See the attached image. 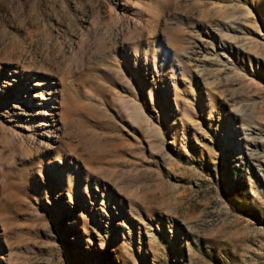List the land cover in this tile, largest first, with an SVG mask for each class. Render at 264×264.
I'll return each mask as SVG.
<instances>
[{"label":"rangeland","instance_id":"obj_1","mask_svg":"<svg viewBox=\"0 0 264 264\" xmlns=\"http://www.w3.org/2000/svg\"><path fill=\"white\" fill-rule=\"evenodd\" d=\"M0 264H264V0H0Z\"/></svg>","mask_w":264,"mask_h":264},{"label":"bare ground","instance_id":"obj_2","mask_svg":"<svg viewBox=\"0 0 264 264\" xmlns=\"http://www.w3.org/2000/svg\"><path fill=\"white\" fill-rule=\"evenodd\" d=\"M2 75L8 80L9 86L15 84L10 93L13 110L17 113L18 110H22L24 115H31L33 118L30 123H37L42 141L49 144L53 140L51 125L56 121L58 103L57 87L54 82L30 73L21 75L18 69L4 70Z\"/></svg>","mask_w":264,"mask_h":264}]
</instances>
